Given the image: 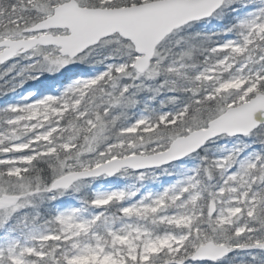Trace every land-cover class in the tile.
I'll list each match as a JSON object with an SVG mask.
<instances>
[{
	"label": "snow or ice",
	"instance_id": "snow-or-ice-1",
	"mask_svg": "<svg viewBox=\"0 0 264 264\" xmlns=\"http://www.w3.org/2000/svg\"><path fill=\"white\" fill-rule=\"evenodd\" d=\"M224 3L13 0L9 10L0 8V64L21 53L31 60L17 73L19 81L0 90L70 64L113 60L60 95L6 106L0 226L33 197L54 200L89 178L159 166L217 136H251L264 145V7L238 22L236 40L220 43L202 33L194 44L170 39L182 26L216 15ZM161 9L176 15L156 31L138 33L137 19ZM113 10H123L119 19L109 14ZM143 89L152 93L149 99L164 94L160 107L123 124ZM202 159L197 174L158 195L123 204L134 193L113 190L83 202L102 211L58 212L44 230L4 239L0 264H73L84 256L109 264H218L235 250H249L243 264H264V155L235 172H226L233 153Z\"/></svg>",
	"mask_w": 264,
	"mask_h": 264
},
{
	"label": "rangeland",
	"instance_id": "rangeland-1",
	"mask_svg": "<svg viewBox=\"0 0 264 264\" xmlns=\"http://www.w3.org/2000/svg\"><path fill=\"white\" fill-rule=\"evenodd\" d=\"M242 1L243 0H239L236 4L237 7L231 10L235 18V31L225 32L221 28V20L224 16L223 11L233 7V0H225V3L222 5V9L218 10L216 15L197 22L199 23L197 27L204 32H219L220 37L216 42L222 43L227 40L238 39V22L251 18L252 15L256 14L258 9L264 7V0H247V3H243ZM12 2L13 0H6L5 2L0 0V8L4 9V4L7 3L11 5ZM4 19L6 21L7 16H5ZM191 25L192 23L180 28L178 31L184 28H190ZM176 36L175 40L182 39L184 37L183 33L177 34ZM105 52L106 50H100L98 53L99 57L103 58ZM26 56V53L19 54L0 65V72L7 69L9 65H15L11 71L7 72L2 78H0V85L4 86V88H8L14 83V80L19 81L22 78L21 76H17V73L20 72L25 65L31 62L30 59L26 58ZM112 62L113 60L109 59L98 63H74L68 65L65 69H62L57 73L49 74L45 72L36 79H27L23 84H19L11 90H0V120L8 115V113L4 111L6 106L27 104L46 95H60L67 86L78 78L83 79L92 77L95 74L104 71L106 64ZM41 81H48L49 83H41ZM148 83V81H145V84ZM29 93H31V95H28ZM150 96H152V93L147 89L140 90L136 93L138 103L135 107H132L135 112L131 121L126 123V125L132 123L139 115L147 114V111L142 110L146 109L150 111L160 107V101L163 99L164 94H158L152 99H149ZM171 107V105H168L166 108L161 110H167ZM2 131H5V129L3 128V125L0 124V132ZM210 143L211 144L202 149L203 151L201 154H194L168 166L137 173L121 171L113 177H100L89 180L87 184L80 183L54 199L56 202L54 215L58 212L73 208L81 209V214L84 216H89L97 211H102L101 209L88 207L83 203L85 200L82 201L77 196V194L81 193V191L85 188H87L88 192V199L86 200H90L96 195L111 192L113 190H123L127 193H134L130 199L123 202V204H130L140 200L141 198L149 195H158L165 189L182 184L188 177L199 172L200 164L206 162V160L202 158L211 160L233 153L234 161L226 172H235L239 168L240 164L252 160L255 155H264V145L254 142V138L251 136H220ZM216 178L217 180L220 178L218 174L216 175ZM39 199L40 196L33 197L30 204H27L18 210L12 216L11 220H9L5 225L0 226V242L6 238H20L23 240L24 235L27 234L29 229L33 231L44 230L46 223L35 221L34 219L28 220L25 216L27 213L26 209L36 205V202L39 201ZM113 212H115V207L108 210V214ZM25 225L28 227L25 228ZM49 227L54 226L49 225ZM248 251L249 250H235L234 252H230L228 256L219 261L218 264H243V262H247L250 259V256L247 254ZM261 258H264V256ZM73 264H109V262L98 259L96 256H84L74 259Z\"/></svg>",
	"mask_w": 264,
	"mask_h": 264
},
{
	"label": "trees",
	"instance_id": "trees-1",
	"mask_svg": "<svg viewBox=\"0 0 264 264\" xmlns=\"http://www.w3.org/2000/svg\"><path fill=\"white\" fill-rule=\"evenodd\" d=\"M6 0H3V2H5ZM241 1V0H240ZM83 2L89 6L93 5L96 0H83ZM239 2V0H233V4L231 8L223 11L224 12V16L221 20V28L224 31L225 29H228L230 26L235 25V18L233 16V12H231V10L233 8H236V4ZM243 3H247V0H243ZM116 4L120 3V0H115ZM4 10L7 11L10 9V5L9 4H4ZM199 23H192V25L190 26V28H184L181 29L180 31H178L176 34H173L170 39L172 41L175 40V38L177 37V34L183 33L184 37L182 38L183 41H186L187 44H194V43H199L201 37L195 36L196 33H202V34H209V38L212 41H218V38L220 37L219 32L214 31V32H204L201 31L197 25ZM236 27L232 28V31H235ZM2 30V29H0ZM187 46V45H186ZM135 110L132 108H129L127 110V119H123L122 118V123L126 125V123H128L129 121H131V119L133 118L132 116L134 115ZM211 143H208L206 146H208ZM205 146V147H206ZM203 150H200L197 154H201ZM204 161V160H203ZM204 162L200 164V168L203 166ZM199 168V170H200ZM217 180L216 176H214L213 181L215 182ZM88 181L83 182V184H87ZM211 183V182H210ZM88 192H87V188L83 189L81 191V193L77 194V196L82 200H86L87 198ZM55 206H56V202L55 200H49L47 199L46 194L43 196V198L40 196L39 201L36 202V205L26 209L27 213H26V218H28V220L34 219L35 221H41L43 223H46V221L48 219H50L54 213H55Z\"/></svg>",
	"mask_w": 264,
	"mask_h": 264
},
{
	"label": "water",
	"instance_id": "water-1",
	"mask_svg": "<svg viewBox=\"0 0 264 264\" xmlns=\"http://www.w3.org/2000/svg\"><path fill=\"white\" fill-rule=\"evenodd\" d=\"M122 11H123V10H119V11L113 10V11L110 12L109 14H110L111 16H113L114 18L119 19V18L121 17V12H122ZM88 15H94V14H92V13H88ZM174 15H176V13H174V12L171 11V10H168V9H161V10L155 12V13L148 14V15H145V16H143V17H140V18L137 19V22H136V23H137V32H138V33H151V32H153V31H156V30H158V29L162 26L163 22H164L166 19H168L169 17H172V16H174ZM209 17H210V16H209ZM206 18H208V17H206ZM206 18H203V19H201V20H204V19H206ZM201 20H198V21H201ZM198 21H195V22H198ZM192 23H193V22H192ZM186 25H187V24H186ZM186 25H184V26H186ZM184 26H182V27H184ZM182 27H181V28H182ZM179 29H180V28H179ZM21 54H24V53H21ZM5 62H6V61H5ZM241 136H242V135H231V136H227V137H241ZM218 137H220V136H217V137H214V138L209 139V140L206 141V142H205V143H204L199 149H197L196 151L192 152V153L189 154V155H186V156L181 157V158H179V159H175V160L169 161V162L164 163V164H161V165H159V166L148 167V168H142V169H135V170H133V169H121V170H129V171H132V172H142V171H145V170H151V169L159 168V167H162V166H165V165L171 164V163H173V162L180 161V160L184 159L185 157L190 156V155L196 153L197 151H199L200 149H202V148L205 146L206 143H208L209 141H212V140H214V139H216V138H218ZM121 170H120V171H121ZM116 174H117V173H116ZM113 175H115V174H113ZM109 176H112V175H109ZM98 177H101V176H98ZM98 177H95V178H98ZM89 179H92V178H89ZM89 179H88V180H89Z\"/></svg>",
	"mask_w": 264,
	"mask_h": 264
}]
</instances>
